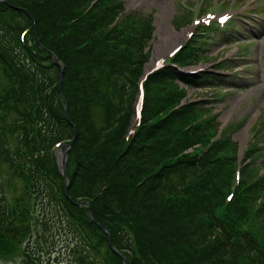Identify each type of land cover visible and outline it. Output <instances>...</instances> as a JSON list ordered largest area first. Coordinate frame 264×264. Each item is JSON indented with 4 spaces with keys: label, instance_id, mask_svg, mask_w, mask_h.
Wrapping results in <instances>:
<instances>
[{
    "label": "trees",
    "instance_id": "16d2710c",
    "mask_svg": "<svg viewBox=\"0 0 264 264\" xmlns=\"http://www.w3.org/2000/svg\"><path fill=\"white\" fill-rule=\"evenodd\" d=\"M45 1L0 2V252L23 245L21 264H122L102 223L113 245L130 257L126 264H183L178 252L191 256L193 264H264L263 244L242 229L250 221V199L239 193L226 208L217 209L220 192L191 188L187 182L222 147L210 148L203 162L179 158L180 151L202 139L204 130H193L188 139L184 136L159 153L158 142L175 127L168 119L153 120L163 110L158 91L152 97L156 105L147 103L142 125L129 133L143 54L120 49L98 55L94 45L82 46L77 40L82 34L73 36L72 46L53 47L45 32L41 41L64 62L68 115L54 101L52 90H58L53 87L62 67L51 54L36 50L30 36L33 24L54 19V9L43 8ZM28 6H38V16ZM120 10L119 4L105 9L85 28L110 26ZM152 31L148 19L131 42L120 37L122 29L104 37L114 41L113 48L133 45L142 50ZM169 78L196 82L169 68L157 70L149 81L165 87ZM76 133L68 161V197L53 146ZM134 158L142 164L134 166ZM259 182L255 185L263 191L264 179ZM83 198L90 199L96 220L77 202ZM135 225L144 256L137 254L136 239L126 229ZM62 234L69 240L68 257L56 247L55 238ZM163 245L170 251L160 254Z\"/></svg>",
    "mask_w": 264,
    "mask_h": 264
},
{
    "label": "rangeland",
    "instance_id": "374dc122",
    "mask_svg": "<svg viewBox=\"0 0 264 264\" xmlns=\"http://www.w3.org/2000/svg\"><path fill=\"white\" fill-rule=\"evenodd\" d=\"M68 1L42 2L43 8L54 9V19L52 17L47 24L36 27L34 35L31 36L39 38L48 32L46 36L48 45L52 43L53 47L57 44L69 47L72 46L68 43L74 40L73 36L82 34L77 40L82 42V46L94 45L98 55L109 56L120 49L125 52H142L147 57L144 70L157 56L166 58L171 52L170 48L175 47H172V40L168 38L170 34H182V37L179 35V45L183 44L190 35L192 38H197L192 40L194 44L192 48L195 53L200 52L202 59L197 58L196 63L190 66L189 70L200 73L202 72L199 71L200 69H211L216 72L218 84L208 85L204 89L191 87L187 88L188 92L181 93L176 86L182 87L183 83L171 80V84L165 86L166 88L160 84L151 86L150 98L152 99L156 91L160 92L163 98L169 96L180 98L184 95L192 99L208 98L212 105L208 108L209 110L211 108V114L218 115L219 120L214 138L222 135L221 139L225 140L224 128L225 132L232 136L226 153L238 157V161H244L243 153L247 148H254L256 152L250 165L242 167L238 178L241 177L248 183L258 179L264 166L260 161L264 155V0H187L192 1V6L186 9H183L181 0H101L97 6L94 5V0H87L85 3L71 0V4H68ZM117 4L121 10L115 23L112 26H99L97 29L88 28L90 34L87 36L88 29L85 28L87 21L98 17L105 9ZM28 9L38 16V6H28ZM186 10L191 11L188 13ZM225 12L234 19L233 25L228 29L224 28L226 23L217 24L220 15ZM148 19H151L156 27L151 41L142 51L135 49L133 45H128V50H125L123 45L116 49L112 45L114 42L105 39L109 32L117 34L116 30L122 29V33L127 34L123 38L131 42L134 32L137 33L143 21ZM198 20L200 21L197 22ZM200 24L203 26H199ZM204 30L206 32H203ZM76 53L77 51L74 55ZM54 101L63 104L61 108H65L64 100L58 90L55 92ZM61 146L62 144L57 147V155ZM120 147L121 145L117 146V150ZM77 154L80 156V153ZM77 154L75 159L78 157ZM132 163L134 166L142 164L137 158H134ZM233 167H238V164ZM236 180L237 176L233 174L229 183ZM252 189L251 186L246 188L242 185L240 193L250 199V226L259 235L264 236V191L252 192ZM260 209H263L261 215H259ZM114 219L120 223L124 221L118 216ZM126 229L136 239L137 254L144 256V244L137 235L139 228L135 225ZM66 239L68 237L65 234L60 235L59 240L58 236L55 238L56 247L64 257H68L69 254L67 245L69 240ZM166 251H170V248L163 245L158 252L161 254ZM182 254L184 252H178L176 256L183 264H193L191 256L186 258ZM125 257L130 259L128 255ZM22 259L23 245L0 252V264H21Z\"/></svg>",
    "mask_w": 264,
    "mask_h": 264
},
{
    "label": "bare ground",
    "instance_id": "6f19581e",
    "mask_svg": "<svg viewBox=\"0 0 264 264\" xmlns=\"http://www.w3.org/2000/svg\"><path fill=\"white\" fill-rule=\"evenodd\" d=\"M163 28V27H162ZM163 30H164V28H163ZM169 35V34H168ZM179 35H181L180 37H182V34H177V35H174V34H170L169 36H168V38L170 39V40H172V43H171V45H172V47L173 46H176L178 43H179V40L178 39H180V37H179ZM182 41V40H181ZM175 43H176V45H175ZM157 58V57H156ZM155 58V59H156ZM155 59H153V60H155ZM154 65H155V61H152L151 63H149L148 65H147V67H146V72H145V75L154 67ZM62 154H63V152L62 151H59V156L60 157H62Z\"/></svg>",
    "mask_w": 264,
    "mask_h": 264
},
{
    "label": "water",
    "instance_id": "95a60500",
    "mask_svg": "<svg viewBox=\"0 0 264 264\" xmlns=\"http://www.w3.org/2000/svg\"><path fill=\"white\" fill-rule=\"evenodd\" d=\"M65 165H66V158L64 157V160H63L64 172H65Z\"/></svg>",
    "mask_w": 264,
    "mask_h": 264
},
{
    "label": "snow or ice",
    "instance_id": "6c2138e0",
    "mask_svg": "<svg viewBox=\"0 0 264 264\" xmlns=\"http://www.w3.org/2000/svg\"><path fill=\"white\" fill-rule=\"evenodd\" d=\"M225 19H226V17H225Z\"/></svg>",
    "mask_w": 264,
    "mask_h": 264
}]
</instances>
